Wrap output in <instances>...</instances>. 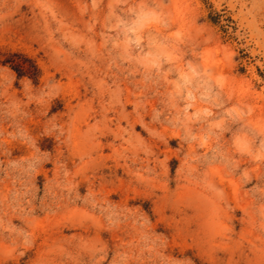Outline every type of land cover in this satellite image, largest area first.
I'll return each mask as SVG.
<instances>
[{
  "label": "rangeland",
  "instance_id": "rangeland-1",
  "mask_svg": "<svg viewBox=\"0 0 264 264\" xmlns=\"http://www.w3.org/2000/svg\"><path fill=\"white\" fill-rule=\"evenodd\" d=\"M0 264H264V0H0Z\"/></svg>",
  "mask_w": 264,
  "mask_h": 264
},
{
  "label": "trees",
  "instance_id": "trees-1",
  "mask_svg": "<svg viewBox=\"0 0 264 264\" xmlns=\"http://www.w3.org/2000/svg\"><path fill=\"white\" fill-rule=\"evenodd\" d=\"M0 63L12 69L16 76H27L33 82L37 80L40 73L35 60L21 51H1Z\"/></svg>",
  "mask_w": 264,
  "mask_h": 264
}]
</instances>
